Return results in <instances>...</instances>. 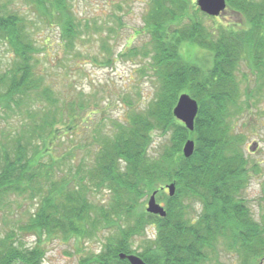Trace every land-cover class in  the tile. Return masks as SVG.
Segmentation results:
<instances>
[{"label":"trees","instance_id":"obj_1","mask_svg":"<svg viewBox=\"0 0 264 264\" xmlns=\"http://www.w3.org/2000/svg\"><path fill=\"white\" fill-rule=\"evenodd\" d=\"M114 2L122 8L124 0ZM144 3L145 24L138 34L148 36L140 55L152 54L160 90L146 110L132 111L127 120L116 121L113 132H103L91 156L92 146L85 145L75 163L72 153L58 158L53 148L64 134L59 130L78 129L84 113L59 105L42 67L49 40L42 43L39 33L56 27L59 47L70 56L94 31L111 60L136 47L116 54L108 39L117 32L110 18L83 20L74 12V0H0V111L5 113L0 116L22 118L20 129H0V210L11 197L25 195L38 202L24 231L38 237L112 233L109 260L103 261L105 251L92 259L98 264H131L119 254L138 251L133 238L148 223L155 226V238L138 254L148 264H212L224 249L257 255L264 250V229L244 197L250 181L246 136L234 131L232 118L264 99V0H227L244 18L241 27L196 20L194 0ZM183 43L207 49L211 64L192 62L181 51ZM55 54L61 60L59 51ZM183 92L199 102L193 130L173 115ZM65 110L72 111V121L63 119ZM154 128L172 132V146L160 157L149 150ZM188 138L195 140V150L186 158L181 146ZM64 162L67 168L59 166ZM171 179L177 190L165 200V217L138 210L148 192ZM101 190H108L110 199L97 206L93 197ZM15 240L10 234L0 237V264L43 260L42 250Z\"/></svg>","mask_w":264,"mask_h":264},{"label":"rangeland","instance_id":"obj_2","mask_svg":"<svg viewBox=\"0 0 264 264\" xmlns=\"http://www.w3.org/2000/svg\"><path fill=\"white\" fill-rule=\"evenodd\" d=\"M144 1L124 0L122 8H119L117 4L115 5L117 2L114 0H74V12L83 20L89 18L91 21H101L110 18L117 32L110 34L108 39L109 43L113 44L116 54L131 45L136 47V51L118 56L113 60L108 52L104 56L99 42L100 35L95 31L89 37V41L86 39L83 42L82 40L78 41V49L74 56L66 55L64 50L59 47L60 36L56 27L46 28L39 33L42 43L49 40L45 52L42 54L44 59L42 67L46 74V81L51 84L60 98L59 105L63 106V109H65L64 105L68 109H73L74 113H84V118L77 121L78 129L75 128L74 131L73 128L67 126L68 129L61 128L59 130L64 134H61L56 149L53 148V153L58 158L61 155L68 156L72 153L76 156H73L72 160L76 159L74 162L77 163L85 148H90L89 144L92 146L89 149L91 156V150L95 148L94 144L98 142V138L103 135V132H113L116 121L127 120L132 111L146 110L154 100L157 91L160 90V80L150 64L152 54H149L148 58L140 55L143 54L142 45L147 41L143 36L144 34L148 36V33L140 36L138 34V29L145 24L143 19ZM193 6L191 11L196 14V17L193 18L201 19L208 26L226 24L241 27L245 24L242 15L229 6L219 16H211L202 11L196 0H194ZM195 9H197L196 13ZM111 12L121 16L122 19L117 16L112 17ZM147 49H149V45ZM58 51L61 60L55 59V53ZM181 51L185 55L190 54V60L203 67H208L211 64L212 56L205 48L183 43ZM133 53H138V56L134 57ZM45 106L48 105L44 103L41 107L46 108ZM249 107L251 110L235 113L232 119L234 131L246 136L244 149L249 160L250 181L245 188L244 197L248 200L253 217L264 229V99L256 107L254 105ZM0 113L3 112L0 111ZM64 116V120L68 118L71 120L72 111ZM21 120L20 116H0V129L1 127L12 131L20 129ZM163 131L161 128L152 130L149 150L153 157H160L167 148L172 146L171 130ZM185 141L181 146L182 153ZM59 166L67 168V163H60ZM170 182L175 181L166 180L157 188V200L164 205L167 196L170 195L168 189L162 188V186ZM151 194L152 191L143 197L141 206L138 208L139 211L147 212V201ZM109 199L108 190H101L93 197L97 206ZM37 202V199H30L25 195L11 197L5 209L0 210V237L10 234L14 239H17L15 241L20 246L27 247L29 250L37 248L42 250L43 260L37 264H84L97 257L100 258V254L105 251L107 253L103 255L105 259L102 258V260L108 262L110 251L106 249V244L112 233L109 235V232L105 230L91 232L90 235L81 237L64 234L50 236L45 234L38 237L32 231L22 230V226L30 222ZM153 238H155V226L148 223L142 233L133 238V247H137L138 251L132 250L133 252L130 253L139 254L143 249L142 246L146 244L148 246ZM241 253L224 249L218 257L219 263L212 264H264V250L257 255L250 252ZM13 264L22 263L16 261ZM89 264L98 263L93 260Z\"/></svg>","mask_w":264,"mask_h":264},{"label":"water","instance_id":"obj_3","mask_svg":"<svg viewBox=\"0 0 264 264\" xmlns=\"http://www.w3.org/2000/svg\"><path fill=\"white\" fill-rule=\"evenodd\" d=\"M197 5L202 11L211 16H219L227 8V0H196ZM199 111V102L189 93L183 92L179 95L176 105L173 108V115L182 121L186 128L193 130L195 128L196 117ZM195 150V140L188 138L183 147V155L188 158L192 156ZM167 188L169 195L173 196L176 192V182H170L162 186ZM158 189L150 195L146 211L165 217L167 210L164 204L157 200ZM121 259H128L131 264H148L140 255L134 253L121 252Z\"/></svg>","mask_w":264,"mask_h":264}]
</instances>
